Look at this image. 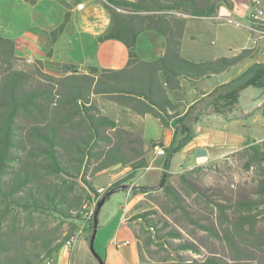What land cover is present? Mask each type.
<instances>
[{"label":"trees","instance_id":"1","mask_svg":"<svg viewBox=\"0 0 264 264\" xmlns=\"http://www.w3.org/2000/svg\"><path fill=\"white\" fill-rule=\"evenodd\" d=\"M24 1L33 4L36 0ZM213 1L221 0H203L201 7L194 0H103L111 23L98 40L115 38L127 47L128 60L121 69L84 66L82 72L78 65H63V75L54 77L43 72L40 62L32 70L18 68L14 41L0 36V264H45L66 244L75 226L71 225V233L64 241L50 234L53 237L42 235L26 242L23 224L33 225L43 215L60 224L81 222V206L92 196H97V205L110 189L119 186L125 189V182L147 167L142 138L103 114L96 97H107L138 115L149 114L159 120L162 128L172 127L174 139L176 134L182 136L176 146L165 148L164 172L158 185L135 187L132 193L150 196L160 192L173 207L172 212L178 211L181 218L217 235L213 222L201 225L206 219L190 213L182 204L183 199L170 183L173 176L168 172L170 160L191 140L193 126L200 116L209 113L225 116L237 104L243 90L264 88V61L252 63L231 81L182 105L185 84L196 87L200 80L252 57L251 49L201 62L180 56L185 16L214 14ZM80 2H62L66 10L60 25L50 32L52 42L72 28L69 10ZM185 5L193 9L189 11ZM146 30H153L165 39L163 56L152 61L140 60L135 51L136 37ZM261 113L264 117V107ZM155 145L162 143L150 142L151 148ZM242 150L248 157L246 168H254L261 177L258 191L264 195V142H247ZM115 166L130 171L122 181L102 194L97 193L92 178ZM201 167L180 173L179 182L187 183L192 172ZM153 202L158 209L145 210L130 218L140 222L138 229H132L138 264H236L214 256L188 262L179 252L199 251L189 241L174 243L172 239L179 236L175 228L161 233L168 222L160 225L156 219L170 212ZM218 211L223 214L221 208ZM92 222L86 229L89 241ZM241 230L239 227L238 233ZM225 236L232 240L230 234ZM260 245L264 243L256 242V249L239 250L248 252L244 259L264 264V251L261 254L257 251L262 250ZM154 246L165 251L167 259L154 260L151 250Z\"/></svg>","mask_w":264,"mask_h":264},{"label":"crops","instance_id":"2","mask_svg":"<svg viewBox=\"0 0 264 264\" xmlns=\"http://www.w3.org/2000/svg\"><path fill=\"white\" fill-rule=\"evenodd\" d=\"M72 1L36 0L30 4L24 0H0V36L14 41V54L19 59L18 64L24 69L32 70L36 62H40L43 72L54 77L63 75V65H78L81 71H84V66L123 68L128 60L127 47L115 38L98 40L111 23L102 0H81L83 6L80 9L77 8L79 3L73 4L69 10L72 28L52 42L50 32L60 25L66 10L62 2ZM253 1L258 4L257 0ZM235 7L228 9L221 6L208 17L187 16L185 19L180 56L186 60L201 62L221 56H235L244 49H251L252 55L257 51L250 59L211 78L200 80L196 87L190 86L188 93H198V96L192 97L189 103L199 98L200 93L207 94L216 86L231 81L252 63L264 61V36L252 30L251 23L244 26L227 22ZM135 51L140 60H155L165 52V39L153 30L143 31L136 37ZM248 93L256 96L257 104L253 108H242L241 97ZM263 107L264 88L249 87L239 94L237 104L225 116L212 113L200 116L193 126L191 140L171 158L168 172L176 175L182 170L222 157L247 143L248 139L256 142L264 139V135L260 136L264 134V117L261 113ZM119 111L125 117L124 122H116L119 127L142 138L147 169L140 170L143 173L139 177L137 172L125 182L127 187L122 189V203L116 198L112 199L113 194L104 201L96 217V232L92 242L91 239L86 240V224L77 243L72 248L61 246L53 254L51 264H138L136 239L132 231L138 227V220L130 218L142 212L138 202L144 195H133L132 190H128L135 187H155L161 180L165 155H156L150 142L160 141L165 149L171 145L176 146L182 136L176 134L174 139L173 128H162L159 120L149 114L138 115L120 106ZM245 117H250V120H243ZM253 125L262 128V131L255 134L259 136L248 137L241 132ZM110 170L116 172L108 174V183L129 168L115 166ZM105 204L111 206L103 210ZM112 205L118 206L113 208Z\"/></svg>","mask_w":264,"mask_h":264},{"label":"rangeland","instance_id":"3","mask_svg":"<svg viewBox=\"0 0 264 264\" xmlns=\"http://www.w3.org/2000/svg\"><path fill=\"white\" fill-rule=\"evenodd\" d=\"M194 1L198 7L202 6L203 0ZM257 1L258 4L253 0H221L213 2L216 9L221 6L228 9L236 6L235 9L230 12L231 19L239 23V25L248 26L250 24L248 19L250 12L256 8L264 10V0ZM185 6L189 11L193 9L191 8L192 6ZM168 14L174 15L172 12H168ZM256 52H254L253 55L256 54ZM17 67L23 68L20 64H18ZM189 87L190 85L188 84H185L183 87L182 105L189 103L193 98L198 96V93L189 94ZM96 99L103 114L109 116L118 124L125 121V117L119 111L118 105L113 103L107 97H96ZM257 101L255 95L252 96L250 93L244 94L241 97L240 106L242 108H253L255 107V104H257ZM243 120L248 121L250 120V117H245ZM248 124L250 125V123ZM260 131H262V128L259 125H253L250 128L241 130V132L248 137L259 136L255 134ZM262 135L264 134H261L260 136ZM254 141V139H248L247 142L251 143ZM257 142H264V139ZM242 147L243 145L227 152L222 157L200 164L199 166L202 167L195 169L192 172L187 183L179 182V174L193 169L196 166L182 170L178 174L173 175L170 179L171 185L183 199L182 204L185 208L190 213L199 214L202 219H206L203 220V222H200L201 225L202 223H208L207 225H211L213 222L217 235H212L210 232L202 230L198 228V226L181 218L179 213H177L178 211L172 212L173 207L169 204L168 199L160 192L150 196H144L143 199L138 202V207L141 211L158 209L153 202L155 200L159 206L165 207L167 211L170 212L169 215L163 214L162 216L157 217L156 221H158L160 225H163L165 221L168 222V226H166L161 232L162 234L168 229H177L179 236L172 239L174 243H183L185 241L193 243L199 252H179V255L188 262L208 256H214L217 259L229 263H256L255 260L244 259L245 253L248 252L240 251L239 249L243 250L248 247L256 249L254 248L256 242L261 244L264 243V195H259L258 191L261 178L259 173L256 172L254 168H246L248 157L247 154L243 152ZM112 172L116 171L109 169L92 178L91 182L97 193H99V189L104 188L106 184H108V174ZM141 172L137 174V177H139ZM113 195L112 199L116 198L120 203L124 201L122 190H119ZM92 197V199L97 198V196ZM89 201H91V199ZM110 206L111 204H105L103 210ZM117 206L118 205H112L113 208H117ZM219 208L223 210L222 215L219 214ZM139 223L140 222L138 221L137 225H139ZM80 224L81 222L78 221L60 224L55 218L49 215H43L41 218L35 219L33 225H22L23 232L25 233L24 237L26 238L24 240L29 242L32 239L40 238L42 235L51 236L50 234H52L54 237L59 238L58 241H64V238L71 233V225H74L76 228ZM251 225H253V228L250 227ZM239 227L242 230L238 233ZM135 229H138V227ZM226 233L232 236L231 241H228L226 238ZM85 234L86 240L89 241V232H87V230ZM232 243L234 245H232ZM234 246L236 247V250L234 249ZM260 246L262 250L257 248L258 254H261V251H264V245ZM151 250L153 251L154 260L162 261L167 259V253L161 248L154 246Z\"/></svg>","mask_w":264,"mask_h":264},{"label":"built area","instance_id":"4","mask_svg":"<svg viewBox=\"0 0 264 264\" xmlns=\"http://www.w3.org/2000/svg\"><path fill=\"white\" fill-rule=\"evenodd\" d=\"M82 6H83L82 3H79L77 5V8L80 9ZM248 19H249L250 23L252 24V26H251L253 28L252 30L257 31L262 36H264V10L261 8H256V9L252 10L249 14ZM227 22L229 24L238 25L237 22H235L231 19H228ZM153 150H154L156 155H159V156L165 155V149L163 146L155 145L153 147ZM145 169H147V168H145ZM129 171H130V169L123 172L114 181H110L106 187L99 189L98 190L99 194H102L107 188L111 187L113 184L122 181L128 175ZM131 190L132 189L129 188L128 191L130 192ZM96 203H97V198L92 199L91 201L85 203V207L83 209H81V212H80L81 224L78 225L76 227L75 231L68 236V238L66 239V246L65 247L72 248L77 243V241L80 239V237L82 236V234L84 232V225L93 221V213H94V209L96 207ZM45 264H51V259H48V261H45Z\"/></svg>","mask_w":264,"mask_h":264},{"label":"water","instance_id":"5","mask_svg":"<svg viewBox=\"0 0 264 264\" xmlns=\"http://www.w3.org/2000/svg\"><path fill=\"white\" fill-rule=\"evenodd\" d=\"M123 189V186H119V187H114L112 189H110L101 199L100 201L98 202V204L96 205L95 209H94V213H93V228H92V235H91V242L94 238V234L96 232V217H97V214H98V211L100 209V207L103 205L106 197L118 192L119 190H122Z\"/></svg>","mask_w":264,"mask_h":264},{"label":"bare ground","instance_id":"6","mask_svg":"<svg viewBox=\"0 0 264 264\" xmlns=\"http://www.w3.org/2000/svg\"><path fill=\"white\" fill-rule=\"evenodd\" d=\"M82 208L81 209H83L84 207H85V204H83V206H81ZM66 243V242H65ZM66 245V244H65Z\"/></svg>","mask_w":264,"mask_h":264}]
</instances>
